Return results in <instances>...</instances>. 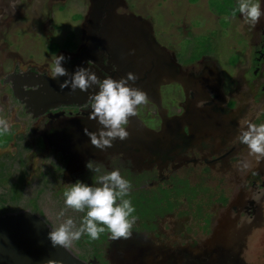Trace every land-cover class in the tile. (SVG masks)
<instances>
[{
	"label": "flooded vegetation",
	"instance_id": "1",
	"mask_svg": "<svg viewBox=\"0 0 264 264\" xmlns=\"http://www.w3.org/2000/svg\"><path fill=\"white\" fill-rule=\"evenodd\" d=\"M50 1L45 14L36 7L39 17L31 25L21 6L26 0H0V118L10 124V131L0 136V218L29 212L55 229L59 224L47 211L53 203L61 211L66 207V186L77 181L96 186L99 176L119 170L135 186L131 202L137 221L128 238L114 240L106 231L99 243L82 235L84 242L67 248L81 260L264 264L255 239L264 230V160L249 156L247 146L236 139L242 119L264 123V16L255 26L241 14L228 17L223 31L228 37L235 30L240 44L232 45L230 58L237 61L225 71L212 55H182L184 36L203 35L210 20L221 18L206 3L204 21L189 28L180 19L161 41L150 20L134 14L126 0H108L94 34L91 2L83 0L79 23H70L69 34L61 37L57 18L69 0ZM259 2L264 11V0ZM54 55L66 58L61 66L70 75L89 68L100 80H119L128 73L138 77L130 86L148 99L129 118L127 139L117 138L105 150L91 145L85 129L98 133L101 126L88 118L89 96L99 88L76 89L77 95L70 86L61 89L69 77L54 78ZM189 167H201L203 177H227L231 193H203V177L198 184L177 177ZM153 186L159 187L151 193Z\"/></svg>",
	"mask_w": 264,
	"mask_h": 264
},
{
	"label": "clouds",
	"instance_id": "2",
	"mask_svg": "<svg viewBox=\"0 0 264 264\" xmlns=\"http://www.w3.org/2000/svg\"><path fill=\"white\" fill-rule=\"evenodd\" d=\"M239 12L245 22L255 26L264 16L259 0H239L238 7L231 15L234 17ZM52 74L54 78L69 77L61 85V89L71 87L74 92L79 89L88 91L93 86H98L99 91L89 96L91 105L90 120H96L101 126L98 133L89 132L91 145L97 149L105 150L113 146L112 142L117 138L121 141L128 138L129 133L125 126L129 118L137 115L139 106L147 103V94L138 88L130 86L135 84L138 77L128 73L126 78L114 80L106 77L100 80L89 68H77L73 74H69L62 62L66 58L53 56ZM199 102L197 107H202ZM240 129L236 139L247 146L248 154L257 161L264 160V123L259 125L246 119L240 122ZM10 131L7 120L0 118V136ZM247 162H242L243 168H248ZM87 167L91 169L92 162ZM98 171V169H96ZM100 186H88L80 181L66 186L64 191V203L67 208L77 212H85L81 226L77 228L74 221L69 218L49 233L52 246L69 248L74 241H78L82 235L87 234L92 240L100 238L101 234L108 231L112 239L128 238L137 221L134 215L136 209L132 205L130 196L132 184L122 177L119 170H113L98 178ZM64 215L63 212L60 213ZM47 264H58L55 260H48Z\"/></svg>",
	"mask_w": 264,
	"mask_h": 264
},
{
	"label": "rangeland",
	"instance_id": "3",
	"mask_svg": "<svg viewBox=\"0 0 264 264\" xmlns=\"http://www.w3.org/2000/svg\"><path fill=\"white\" fill-rule=\"evenodd\" d=\"M129 5H131L130 10L136 14L141 16L144 19H149L152 25L154 26V31L156 37H158L159 40L162 41L163 35H167L171 32V28L173 24L178 25V20L185 18L186 25L190 27H196V25H199V22L201 19L204 21V14H207L205 12L204 7L205 3L208 6L209 9L213 12L214 15L220 16L221 18L218 20V22H213V20H210L211 24L203 29V35H198V37H195L194 39H190L188 36H184V38L181 39V47L182 50L185 51V54L182 53L183 58H189L190 56L193 59L196 58H202L204 57V54L212 55V59L216 61L219 64V67H224V70L227 71V66L229 64L236 63V58H230L231 54H233L232 45L237 46V44H240L238 34L235 30H231L232 34L226 37V33L228 31H223L227 27V20L228 17L231 15L234 9L238 7V4L234 3V0H187L188 3L190 2L193 4L192 6H189L187 3L182 4L180 7L178 6V3L180 1L184 0H126ZM84 2V3H83ZM35 3L37 5L35 6ZM50 0H34L33 4H29V2L26 0V3L22 2L21 6L25 8V12H27V18H31V23L35 21L34 18L39 17L36 16L35 10L38 8L40 12V8H42V12L45 14V10L50 5ZM68 8L63 10L61 9L60 14H58L57 22L58 26L56 27L59 29L58 35L61 37H65V34H69V24L74 23L77 25L80 21L81 12L78 9H81L83 6L85 7V1L83 0H69L68 1ZM195 6V7H193ZM37 7V8H36ZM171 11L173 14H171ZM43 14V13H42ZM240 13L237 11L236 15H239ZM206 16V15H205ZM203 17V18H201ZM43 18V17H42ZM44 19V18H43ZM180 22V21H179ZM27 22V27H34L29 26ZM236 23L233 25V29L236 28ZM213 29V30H211ZM175 32V31H172ZM38 46L42 47V42L39 40L37 42ZM191 54V55H190ZM189 177V181L193 184H198L200 182V179H203V193H214L217 192L218 194L221 193H231L232 186L229 183V181H224V179H227L225 177L224 179H221L222 175L213 173L209 178L203 177L201 175V167L199 168H184L178 172L177 177L184 178ZM201 177V178H200ZM203 177V178H202ZM93 186V185H92ZM99 186V185H96ZM93 186V187H96ZM132 184V190L129 197H126L130 200H132V192L136 191ZM159 186H153L149 187V191L153 193V191L158 190ZM191 187H194L192 185ZM198 187V186H196ZM234 188V187H233ZM45 201V200H44ZM56 205L53 203L52 211L45 208V210L48 212L49 219L55 224H61L65 220L71 218L75 225L77 224V218H79L81 212L74 211L70 209V212L67 211L66 207L61 211V209L54 208ZM59 206V204H58ZM51 208V205H50ZM63 212L64 215L61 216L60 213ZM164 224L163 219H161L158 222V225L162 227ZM105 233L101 234L100 238L97 240H94L96 242L101 243L105 240ZM90 238V237H89ZM87 237V240H89ZM256 244H260V246L257 245V251L260 256H264V252H262V247H264V230L256 232L255 234ZM84 242V239H81ZM86 241V239H85ZM79 242V241H78ZM87 242V241H86ZM75 246V245H74ZM259 256V257H260Z\"/></svg>",
	"mask_w": 264,
	"mask_h": 264
},
{
	"label": "water",
	"instance_id": "4",
	"mask_svg": "<svg viewBox=\"0 0 264 264\" xmlns=\"http://www.w3.org/2000/svg\"><path fill=\"white\" fill-rule=\"evenodd\" d=\"M91 2L90 21L92 34L105 15L108 0ZM77 95V90L74 92ZM71 96V94H70ZM51 227L40 217L29 212L0 218V264H88L67 248L52 246Z\"/></svg>",
	"mask_w": 264,
	"mask_h": 264
},
{
	"label": "trees",
	"instance_id": "5",
	"mask_svg": "<svg viewBox=\"0 0 264 264\" xmlns=\"http://www.w3.org/2000/svg\"><path fill=\"white\" fill-rule=\"evenodd\" d=\"M85 215H86V211H85V212H81L80 215H79L80 217L77 218L78 220H77V222H76V223H77L76 226H77L78 228L81 226L82 220H83V218H84ZM83 236H84V235H83ZM83 236H82V237H83ZM82 237H81L80 239H83ZM80 239H79L78 241L81 243V240H80ZM82 242H83V241H82Z\"/></svg>",
	"mask_w": 264,
	"mask_h": 264
}]
</instances>
